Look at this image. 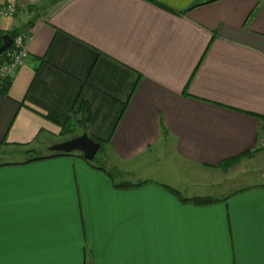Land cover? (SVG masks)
I'll return each mask as SVG.
<instances>
[{
  "label": "crops",
  "instance_id": "crops-1",
  "mask_svg": "<svg viewBox=\"0 0 264 264\" xmlns=\"http://www.w3.org/2000/svg\"><path fill=\"white\" fill-rule=\"evenodd\" d=\"M9 5L29 13L0 17V36L30 42L0 83L3 264H264V185L188 198L147 173L160 157L218 176L264 165V0ZM85 133L110 168L52 156Z\"/></svg>",
  "mask_w": 264,
  "mask_h": 264
},
{
  "label": "rangeland",
  "instance_id": "rangeland-1",
  "mask_svg": "<svg viewBox=\"0 0 264 264\" xmlns=\"http://www.w3.org/2000/svg\"><path fill=\"white\" fill-rule=\"evenodd\" d=\"M83 128L78 127L77 135L83 132ZM106 154V156H105ZM111 158V152L108 147L99 152L94 163L99 166L109 167L106 158ZM3 160H10L8 156H2ZM147 170L148 177L158 182L173 186L183 196L188 198L210 197L221 199L234 193L235 191L257 185H264V165L262 161H247L246 165L235 168L229 174L224 176L215 175L214 172L205 174L194 170L188 164L180 160L165 158ZM249 162V163H248ZM115 174V173H114ZM119 176L116 175V179ZM131 182L136 180L129 179ZM117 181H120L118 178Z\"/></svg>",
  "mask_w": 264,
  "mask_h": 264
},
{
  "label": "built area",
  "instance_id": "built-area-1",
  "mask_svg": "<svg viewBox=\"0 0 264 264\" xmlns=\"http://www.w3.org/2000/svg\"><path fill=\"white\" fill-rule=\"evenodd\" d=\"M28 13V8L19 10L14 5L0 8V17L2 18H13L18 14L27 15ZM29 42L30 37L21 34L14 39L13 46L2 55L0 58V83L10 81L16 71L26 63L29 57ZM259 148L264 149V136L261 138Z\"/></svg>",
  "mask_w": 264,
  "mask_h": 264
},
{
  "label": "water",
  "instance_id": "water-1",
  "mask_svg": "<svg viewBox=\"0 0 264 264\" xmlns=\"http://www.w3.org/2000/svg\"><path fill=\"white\" fill-rule=\"evenodd\" d=\"M14 43V39L6 35L0 48V56L8 51ZM101 149V144L91 139L88 134L72 138L71 140L50 148L52 153L73 154L80 153L88 162H93Z\"/></svg>",
  "mask_w": 264,
  "mask_h": 264
},
{
  "label": "trees",
  "instance_id": "trees-1",
  "mask_svg": "<svg viewBox=\"0 0 264 264\" xmlns=\"http://www.w3.org/2000/svg\"><path fill=\"white\" fill-rule=\"evenodd\" d=\"M214 1H217V0H214ZM9 36H11L13 39H15L16 37H18L19 35H20V32H11V33H9L8 34ZM1 37V39H2V44L0 45V48H1V46L3 45V38H4V36H0ZM3 55V54H2ZM2 55L0 56V58L2 57ZM10 81H6V82H3V90H4V92L5 93H7L8 92V90H9V87H10ZM107 146L105 145V144H103V143H101V149H100V151L99 152H101V151H103V149L104 148H106ZM26 155H30V160H28L27 162H32V161H37V160H42V159H45V158H42V157H37L36 155H33V152L32 151H26ZM60 155H69V154H62V153H53V155L52 156H60ZM79 155L80 156H82L80 153H79ZM83 157V156H82ZM95 159H96V157H95ZM94 159V160H95ZM90 164H95L94 163V161L93 162H89ZM234 164L236 163V161L235 162H233ZM1 166V165H0ZM99 166V165H98ZM101 169L102 168H105V166H99ZM191 201H193L194 203H197V204H212V203H214V202H216V201H213V200H211V199H209V198H205V199H195V200H191Z\"/></svg>",
  "mask_w": 264,
  "mask_h": 264
},
{
  "label": "snow or ice",
  "instance_id": "snow-or-ice-1",
  "mask_svg": "<svg viewBox=\"0 0 264 264\" xmlns=\"http://www.w3.org/2000/svg\"><path fill=\"white\" fill-rule=\"evenodd\" d=\"M0 255H2V248H0ZM0 264H3L2 260H0Z\"/></svg>",
  "mask_w": 264,
  "mask_h": 264
}]
</instances>
